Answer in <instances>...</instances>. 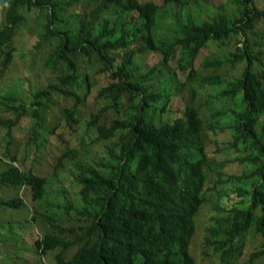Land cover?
I'll use <instances>...</instances> for the list:
<instances>
[{
	"label": "trees",
	"instance_id": "obj_1",
	"mask_svg": "<svg viewBox=\"0 0 264 264\" xmlns=\"http://www.w3.org/2000/svg\"><path fill=\"white\" fill-rule=\"evenodd\" d=\"M73 1L0 0V55L12 58L15 21L23 9L34 7L39 11L36 47L43 51L38 58L51 69L44 85L27 93L17 86L25 96L20 103H14V92L6 93L8 124L21 128V120L30 116L24 127L43 137H33L35 144L46 142L47 134L58 136L53 174L70 177L69 186L60 185L46 202L41 198L50 187L47 179L32 175L41 220L37 227L0 223V264H46L41 258L46 253L49 264H197L190 244L195 215L206 198L214 200V212L204 244L220 252L222 263L238 264L233 261L249 229L263 235L251 259L264 256V72L254 64L262 51L257 38L264 30L257 26L264 8L258 0H193L190 14L184 7L178 14L180 0L137 2V24L99 42L80 27L96 15L75 24L68 8ZM155 15L169 23L155 25ZM231 41L232 51L226 45L222 54L210 57L213 42L217 49ZM149 51L162 62L138 61ZM35 58L31 55V61ZM196 62L204 67L241 62L242 71L197 78ZM165 69V77L156 76ZM176 71L184 79L176 78ZM188 83L192 103L181 115L163 119L170 97ZM202 92L207 96L199 102ZM91 94L101 102L82 111ZM54 96L72 101L55 111L65 129L60 132L39 113L44 104H55ZM108 110L117 113L109 118ZM81 119L86 130L73 144L65 134H73ZM101 139L96 154L87 155L88 146ZM213 155L219 164L234 160L240 168L226 173L217 162L212 165ZM211 168L213 176L207 177ZM221 233L225 243L212 238Z\"/></svg>",
	"mask_w": 264,
	"mask_h": 264
},
{
	"label": "clouds",
	"instance_id": "obj_2",
	"mask_svg": "<svg viewBox=\"0 0 264 264\" xmlns=\"http://www.w3.org/2000/svg\"><path fill=\"white\" fill-rule=\"evenodd\" d=\"M137 2L138 3L154 2L157 5L160 4L163 5L165 3V0H119L118 2H114L113 0H74L73 3L68 8H69V12L73 14L74 16L73 19L75 21V24L77 25L79 23H83L85 19L93 18L92 15L95 14L96 18H93V21L88 23H83L82 25H80V27L83 29L84 26V30H90L92 31L91 33H95L94 36L97 37L98 39L97 41H99L100 38H103L104 40L107 41V39L110 38L115 39L116 33L120 31L128 30L130 26L133 24V21L137 24V20L139 18V16H137V10H138ZM188 2L189 0H180L178 3H176L175 11L178 12L179 14L181 13L183 7L184 10L186 11L189 8ZM261 7L264 8V6ZM164 8L167 9L166 6ZM160 9H163V6L160 7L159 9L157 8L158 11ZM189 11L190 9L187 10L188 13ZM38 12H39L38 9L34 7H30L27 11L23 9V11L20 12V14L23 16L20 19L18 18L16 19L15 21L16 23L14 24V32L11 38L13 47H15L13 56L7 61L6 60L7 56L3 55L2 57L0 55V78L4 77V80L1 84L2 87H0V223H4V224L10 223L11 225L17 228H19L21 225L25 223L32 224L35 227H37V225H39V222L41 220V215L39 213L40 209L38 208L39 199L37 198V195L35 193L36 182L35 180H33L32 175L37 174V176H42L46 178L47 184L50 186L48 175L42 173L39 170L40 165L36 162V159L34 157V150L31 148V145L35 144L31 141L33 137L37 139H41L43 137L41 136V134L37 133L36 131L29 130L21 124L20 126H23L21 128L13 125L9 126L8 124V122L10 121L9 117H11L12 115H10L11 111L9 110V106L7 105L9 103V100L6 97V93L14 92L15 96L17 97L16 100L14 101L15 104L20 103L25 97L22 94L23 93L22 90L20 91L17 88V86L20 87L22 86L23 78L19 77L9 80L8 76L12 71V69L15 68L13 64L15 56H17L19 60L25 58V56H28L31 59V56L27 54V51L20 49V45L23 46L24 42H29V41H25L27 33H33L35 35V39H33L35 41L33 48H35L36 50L39 49L36 47L37 46L36 43L38 42L36 31L38 30L39 27V22L37 20ZM2 13L4 14L3 10H1L0 12V17H2ZM76 17H78L77 22H76ZM152 21H155V25L157 24L165 25L169 23V19L168 20L161 19V17H159L158 15H155ZM257 40L259 41L257 47L262 49V51L260 55L258 54L254 58V64L256 69L261 70V72H264V46H263L264 37L257 38ZM99 42H104V41H99ZM90 43H91L90 41L86 42L87 45H91ZM232 43L229 42V44H225V45L223 44L219 48H221L224 51L225 46L227 45L226 47L229 49V51H232L234 49ZM239 43L240 45H244V41H239L238 44ZM229 45H231L233 49L229 48ZM137 46L138 44L136 41L134 48H137ZM31 52L33 53V50H31ZM40 52L41 50L39 51V56L41 54ZM151 52L155 53V51H149V53ZM156 59L152 62V64L155 62L158 63L162 62L160 55H159V60ZM227 63H229L230 66L232 65L230 62ZM235 64H236L235 66L237 67L231 66V68H233V70L231 71H233V73L235 74L238 72L240 73V69L242 71V68H240L241 62H236ZM242 66H243V62H242ZM167 71L168 70H162L161 73L159 74L157 73L156 76L165 77ZM27 88H29V86ZM27 88H24L25 93H27L26 90ZM30 89H34V88H30ZM11 93L9 95H11ZM167 107L165 109H167ZM28 120L30 121V116ZM31 125L33 127V124ZM15 128H20L25 132L24 134L25 140L23 141L21 147L18 145V140L16 138L17 131L15 130ZM50 135L52 134H47V137ZM43 142H45V140ZM43 142L41 141L35 145L39 146V144H43ZM54 143L57 145V142ZM18 147L22 148L21 155L18 153L19 152ZM28 158H31L32 160L27 162ZM53 165H54V157H53L52 166ZM51 175L54 176L53 167H52ZM47 190L48 188L46 187L45 190H43V193H45ZM206 200L207 198L204 200V202ZM248 232H246L241 237L243 246L241 252L238 253L237 258H239L243 254V250L246 245L245 237L248 234ZM258 234L260 235L259 236L260 242L252 251H255L259 247V244L263 239L262 233L259 232ZM226 237L227 236L221 233L215 235L212 238H215L216 240L225 243L226 241H228L225 240ZM238 238H239L238 236H235V240H237ZM209 249H211L212 252L218 253V255H220V252L214 251L213 250L214 248H212L211 246L209 247ZM190 251H191V244H190ZM211 251L210 250L208 251V255H210L209 252L211 253ZM252 251H250L245 256L246 263L256 260L257 258L263 261L264 256L262 255L257 258L254 257L253 259H251ZM46 255L47 253L44 256L41 255V258L42 261H44L46 264H49V262L51 263V259L48 256L46 257ZM242 260L243 259H241V262ZM21 262L22 261H19L17 262V264H21ZM233 262H236V260H234Z\"/></svg>",
	"mask_w": 264,
	"mask_h": 264
},
{
	"label": "rangeland",
	"instance_id": "obj_3",
	"mask_svg": "<svg viewBox=\"0 0 264 264\" xmlns=\"http://www.w3.org/2000/svg\"><path fill=\"white\" fill-rule=\"evenodd\" d=\"M2 1V0H1ZM259 5L260 6H264V0H258ZM189 5V9L192 12L194 9V3L193 0H189L188 2ZM260 29L264 30V18L260 21L259 25L257 26ZM35 39V35L33 33H27L26 36V40L25 41H29V42H24V45L21 46L20 45V49L27 51V54H29L30 56L33 54L36 59L34 61H31V59L28 56H25V58L22 59H18L17 56L14 57V61L13 64L15 66V68L12 69V71L10 72L8 79L12 80L15 78H23V84H22V88H27L28 86L30 88H35L37 86H42L45 84V82L47 81V78L50 77L51 75V69L49 66H45L42 65L40 58H38L39 55V51L36 50L35 48H33L34 45V40ZM251 39V38H250ZM254 40V39H253ZM264 41V40H263ZM234 41H231V43ZM15 43V41H14ZM240 44V43H239ZM210 52L209 55L211 58L217 57L218 54H222V49H219V47L214 50L216 47V44L213 42L210 45ZM264 46V45H263ZM51 47V46H50ZM229 48H232L231 45H229ZM31 50H33V53L31 52ZM214 50V51H213ZM43 51H41L40 53H42ZM158 53H149L146 52L143 55H139L137 57L138 61L144 63V61L146 63H152L156 57H158ZM30 63V65H29ZM144 63V64H146ZM196 77L200 78L201 76H205L211 72H215L218 71L220 73H224L227 71H231L233 70V68H231L229 63H223L221 65L218 66H208V67H204L200 62H196ZM167 70V69H165ZM156 72V70L154 71ZM241 72V69H240ZM176 78L179 79H184V74L176 71ZM102 76H99V79ZM187 79V78H186ZM4 80V77L0 78V87L2 82ZM159 80L153 81L156 82L157 84L159 83ZM190 83L185 84L183 86V88H180L176 95H174L173 97H170V100L167 104V109H165L163 111V119H172L174 116L176 115H181L184 109V106L188 103H192V96L191 94L188 92L187 87ZM202 91H207V90H202ZM206 92H202L200 93V96L198 97L197 101L202 102L204 98H206ZM55 100V104L51 105V106H47L46 104H44L42 106V108L39 110L40 113V118L42 119L43 123L47 124L48 126L50 125H56L55 130L60 132V131H64V127H62L63 122L60 119V115L55 112L56 110L59 109L60 106H62L63 104H72V101H67V100H63L60 97H56L54 96L53 98ZM101 99L96 100V98L94 97L93 94L88 95L87 99L85 101V103L82 104L81 108L82 111L83 110H89V109H95V107L97 105H99V103ZM117 112H113V110H108L106 113V116H108L109 118L113 115L116 114ZM12 115V114H10ZM86 115V114H85ZM86 118V117H85ZM107 118V117H106ZM28 123V118H23L21 120V125H26ZM79 125L76 127V130L74 131L73 134L68 133V130L66 132V136L69 137L70 141L73 142V144H77L79 143L80 139L79 136L81 134H83L86 130V125H85V121L83 119H81L79 122ZM16 132V138L18 140V145L21 147L23 141L25 140V132L20 129V128H15ZM24 132V133H22ZM91 132H88V134H90ZM223 136H226L225 138H230L228 133H223ZM220 135V136H222ZM89 136V135H87ZM86 136V137H87ZM222 136V137H223ZM49 139L46 140L44 145H39L36 146L35 144L31 145V148L34 150V157L36 159V162L40 165L39 170L42 173H45L48 175V180H49V184L50 187L49 189L44 193V195L42 196V201H46V202H50L52 200V197L54 196V194L56 193V189L60 186V185H67L69 186V182H70V177L68 178L65 175H60L57 177H54L51 175L52 172V164H53V157H55L56 152H57V145L54 142H58V136H48ZM51 139V140H50ZM53 140V141H52ZM103 143V140H98L95 143H92L90 146H88L87 150L85 151L87 153V155H95L96 154V150L98 151V149H100L101 144ZM18 147V153L21 155L22 154V148ZM213 140L212 138L208 137L207 138V148L209 150H212L213 148ZM17 151V150H16ZM233 150L229 151V154H232ZM211 163L212 165L215 166L217 161V158L213 155L211 157ZM31 158L27 159L28 161H31ZM34 163V162H33ZM64 163L69 166L70 168L74 169V166L72 165L71 161L69 160H64ZM213 166V167H214ZM219 168L226 172V173H231V172H235L236 170H238L240 167L237 166V162L236 161H227L224 164H219L218 163ZM217 166V167H218ZM213 169L211 168V171H207V177H210L209 175L212 174L213 176ZM249 180V185L250 183L253 181ZM213 199L207 198V200L201 205V207L199 208V210L197 211L195 218H196V228H195V232L192 236V240H191V251L197 261V264H223L222 261L219 258L218 253H214L211 251V249H209L208 246H206L204 244V236L207 235L209 232L207 231L208 229V225L210 223V216L211 214L214 212V208L212 206L213 204ZM222 203H228L227 199L224 200ZM257 212H260V210L258 208H256ZM260 235L252 230H249L248 234L246 235L245 239H246V245L244 247L243 250V254L236 259V263L238 264H261V259H256L253 260L251 262H245V256L252 251L260 242ZM211 251L210 255H208V251ZM1 255H3V253H0ZM241 259L242 262H241Z\"/></svg>",
	"mask_w": 264,
	"mask_h": 264
}]
</instances>
